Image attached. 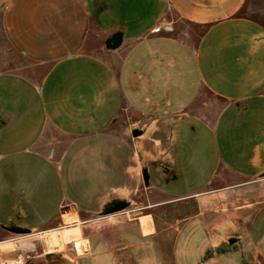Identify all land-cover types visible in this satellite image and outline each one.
Returning a JSON list of instances; mask_svg holds the SVG:
<instances>
[{
    "label": "crops",
    "instance_id": "obj_1",
    "mask_svg": "<svg viewBox=\"0 0 264 264\" xmlns=\"http://www.w3.org/2000/svg\"><path fill=\"white\" fill-rule=\"evenodd\" d=\"M0 12L48 66L0 74V239L22 264H264V0Z\"/></svg>",
    "mask_w": 264,
    "mask_h": 264
},
{
    "label": "rangeland",
    "instance_id": "obj_2",
    "mask_svg": "<svg viewBox=\"0 0 264 264\" xmlns=\"http://www.w3.org/2000/svg\"><path fill=\"white\" fill-rule=\"evenodd\" d=\"M257 8V6H253L251 13L257 14ZM47 69V65L40 64L39 62L28 58L27 56L20 53L12 45L6 35L5 28L3 25V15L2 12H0V74L13 73L26 77L32 81L38 82L43 76V74L47 71ZM141 221L145 222V218H142ZM0 241L6 240L0 239ZM13 242L16 246V242ZM19 252V247H15V251L10 254L2 252L0 249V264H2V259L13 258L15 254L21 255Z\"/></svg>",
    "mask_w": 264,
    "mask_h": 264
},
{
    "label": "bare ground",
    "instance_id": "obj_3",
    "mask_svg": "<svg viewBox=\"0 0 264 264\" xmlns=\"http://www.w3.org/2000/svg\"><path fill=\"white\" fill-rule=\"evenodd\" d=\"M74 216L73 217L64 216L63 217L64 224L66 225V224L72 223L75 220ZM43 243L45 245L47 253H52L53 251H57V250L59 251L63 247V244H64L60 230H51V231H48L47 233H45L43 236ZM15 247H16L15 243L11 240L0 241V249L2 252L6 253V254L13 253L15 251ZM75 253H76V251H75ZM22 261H23L22 256L15 254L13 258L2 259L1 263L2 264H22Z\"/></svg>",
    "mask_w": 264,
    "mask_h": 264
},
{
    "label": "built area",
    "instance_id": "obj_4",
    "mask_svg": "<svg viewBox=\"0 0 264 264\" xmlns=\"http://www.w3.org/2000/svg\"><path fill=\"white\" fill-rule=\"evenodd\" d=\"M160 29H161V27H156V28H154V29L152 30V32H153V33H157V32L160 31Z\"/></svg>",
    "mask_w": 264,
    "mask_h": 264
}]
</instances>
